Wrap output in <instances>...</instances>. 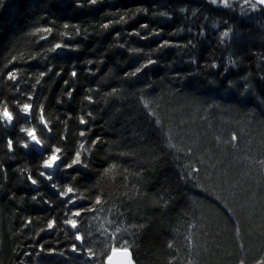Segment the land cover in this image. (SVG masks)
Instances as JSON below:
<instances>
[{
	"label": "trees",
	"instance_id": "1",
	"mask_svg": "<svg viewBox=\"0 0 264 264\" xmlns=\"http://www.w3.org/2000/svg\"><path fill=\"white\" fill-rule=\"evenodd\" d=\"M252 4L0 0V111L13 114L0 120V264H105L113 247L133 264H264V9ZM219 173L215 202L199 190Z\"/></svg>",
	"mask_w": 264,
	"mask_h": 264
},
{
	"label": "snow or ice",
	"instance_id": "2",
	"mask_svg": "<svg viewBox=\"0 0 264 264\" xmlns=\"http://www.w3.org/2000/svg\"><path fill=\"white\" fill-rule=\"evenodd\" d=\"M92 2L95 3V0H92ZM213 2H215V0H213ZM222 2H223V4H224L225 7H228V6H229V5H228V0H222ZM258 3H259V4H264V0H258ZM256 6H257V5H256L255 3H253V4L251 5V7H252L253 9H255ZM105 27H106V26H105ZM224 35L227 36L228 33L225 32ZM56 47L59 48L60 45L58 44V45H56ZM138 71H139V69H138ZM72 75L75 76V75H76L75 72H73ZM12 78H14V77H12ZM69 95H70V93H69ZM29 109H30V105H29V104H25V105L23 106L22 111H24L25 113H27V112L29 111ZM0 120H2V121H7V123H9V124L12 123V120H13V114L8 110L7 106H5V107L3 108L2 111H0ZM40 120H41V123L44 124V127L47 128V122L44 120L43 114H41V116H40ZM81 123H85V121H84L83 119H81ZM21 131L24 132V133L27 135V137L30 138V141H31V142H33V143H35V144H37V145H40V144H41L40 139H39V138L37 137V135H36L35 129L24 128V129H21ZM81 135H84V133L82 132ZM232 139L235 141V140H237V137L234 135V136L232 137ZM11 144H12V142L9 141V147H11ZM24 147L27 148V147H28V144L25 143V144H24ZM81 147H83V145H82ZM59 152H60V149H59V148L55 149V151L53 152V154H52L51 156H49L47 160L44 161V163H43V167H44V168H48V169H51V168H54V167H58V165H57V161L60 159V157H59V155H58ZM72 163H73V164H78V163H80V154H79V153L76 154V159L73 160ZM68 167H72V165H68ZM40 175L44 176L45 173H44V172H41ZM46 178L49 179V180L52 179L51 175H48ZM32 183L35 184V183H36V180H32ZM53 187H55V185H53ZM72 191H73V190H72V188H70V187L67 189V193H71ZM67 193H65V195H66ZM97 203H100V201L97 200ZM73 215H75V216H80V212H75ZM67 223H69L73 229H76V228H77V223H76L75 220H68ZM49 227H51V225H49ZM76 239L80 240L81 237H80L79 235H77V236H76ZM110 239H111V237H110ZM117 247H119V244L117 245ZM74 250H75V249H74ZM111 251L114 253V252L116 251V247H113V248L111 249ZM124 251H125V253L128 254L129 257H130V254L127 253V249H124ZM106 255H107V254H106ZM107 264H112V256H111V255H107ZM127 264H132V261H131L130 258L127 260Z\"/></svg>",
	"mask_w": 264,
	"mask_h": 264
},
{
	"label": "rangeland",
	"instance_id": "3",
	"mask_svg": "<svg viewBox=\"0 0 264 264\" xmlns=\"http://www.w3.org/2000/svg\"><path fill=\"white\" fill-rule=\"evenodd\" d=\"M223 145L226 146V143H223ZM225 152H226V150H225ZM184 153H185L187 158H190L191 160L193 159L194 153L192 151H189V152L184 151ZM195 165L200 167L202 175L204 177H207V174H206L207 172L205 173V165L202 162H197V163H195ZM222 165H224V164H221L220 162L218 164L215 163V162H211V171H213V172H214V170L218 171L219 169L222 168ZM208 169H210V167H208ZM214 174H216V172ZM219 176H220V173L216 177H214L216 179V181H214V180L212 181L211 180V181L203 182V184L206 183L208 188L203 187L204 189L202 188V189L199 190L203 194L209 196L215 202H217L218 197H219L220 194H222V190H223L221 185L218 183L219 182ZM201 246H202V248L200 247L199 249H200L201 252H205V256H206L208 252L205 250L203 244Z\"/></svg>",
	"mask_w": 264,
	"mask_h": 264
},
{
	"label": "water",
	"instance_id": "4",
	"mask_svg": "<svg viewBox=\"0 0 264 264\" xmlns=\"http://www.w3.org/2000/svg\"><path fill=\"white\" fill-rule=\"evenodd\" d=\"M252 3H255L257 7L264 9V4H259L258 0H250ZM127 253L130 254V257L128 254L125 253L124 249H116V251L113 253L110 251L109 255L112 256V264H127V260L130 258L133 264V257L131 252L127 249ZM105 264H107V258L105 260Z\"/></svg>",
	"mask_w": 264,
	"mask_h": 264
}]
</instances>
